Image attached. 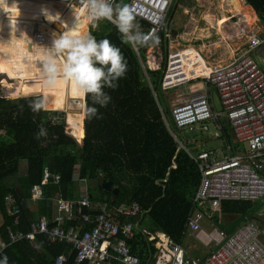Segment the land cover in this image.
Returning a JSON list of instances; mask_svg holds the SVG:
<instances>
[{"label":"trees","instance_id":"obj_1","mask_svg":"<svg viewBox=\"0 0 264 264\" xmlns=\"http://www.w3.org/2000/svg\"><path fill=\"white\" fill-rule=\"evenodd\" d=\"M128 2L116 0L115 6H127ZM244 2L253 7L264 25V0ZM176 8L177 5L171 7L169 19ZM45 10L53 16L59 14L57 23L67 16V6L58 1L6 0L5 3L0 0V17L32 20L52 28L54 21L43 23ZM135 21L146 33L149 27L146 21L137 17ZM90 23L87 18L79 34H87ZM90 34L98 41L107 39L118 47L127 60L128 71L117 82L118 87H105L104 91L111 97L106 107L94 105L91 96H87L88 107H96L102 118L89 120L85 116L82 126L68 124L73 136L78 141L84 140L83 145L67 134L64 113L48 110L34 113L29 107L31 101L44 97L47 108L63 109L68 103L70 83L59 80L54 87H49L44 80L27 79L21 93L41 92L43 97H0V215L3 219L0 242L6 243L0 259L6 255L8 264H54L61 255L68 257L65 264H90L88 261L78 263V251L72 244L65 241L52 243L47 233L38 234L33 241L10 242L8 228L28 233L32 224L43 217L49 221L50 227L80 230L82 234L91 231L94 224L86 223L80 214L61 225L54 222L60 196L70 200L88 196L93 202H108L113 206L138 202L142 217L122 216L121 220L122 223L134 224L135 235L128 244L145 264L155 262L159 250L156 241H149V237L144 235L145 228L150 234L165 233L182 245L189 236V218L197 209L194 198L203 178L196 157L202 150L208 149L191 152L189 142L181 136L185 132L177 128L173 110L165 107L162 97L164 68L144 69V52L141 51L138 56L135 49L122 42L115 24L108 20L97 21ZM214 91L212 88L209 92L211 96ZM20 105H23L22 112ZM225 122L220 120L223 130L227 129ZM41 127L47 130V136L37 139ZM172 132L185 142L188 153L182 150ZM190 141L197 146L195 138L191 137ZM22 163L27 165L24 174L21 173ZM46 169L50 172V179L42 186V197L30 202L33 188L42 183ZM54 174L60 175L57 183ZM104 178L113 180L120 188L119 193L106 191L103 188ZM85 180L89 185L88 192L84 193L80 183ZM8 193L16 196L20 205L21 224L17 227H12L6 212L5 196ZM34 205L37 210H34ZM251 207L252 201H222L223 215L246 216ZM83 209V214H97L91 206H84ZM217 224L221 228V223Z\"/></svg>","mask_w":264,"mask_h":264},{"label":"built area","instance_id":"obj_2","mask_svg":"<svg viewBox=\"0 0 264 264\" xmlns=\"http://www.w3.org/2000/svg\"><path fill=\"white\" fill-rule=\"evenodd\" d=\"M58 1L86 13L82 0ZM174 1L129 0L127 7L135 17L145 20L149 25L146 33L156 30L160 42L164 44L168 40L169 12ZM110 2L115 6L116 0ZM163 33L164 37H162ZM34 34L37 36L35 46L38 49L47 47L57 38L41 30H37ZM254 38L264 42L261 37H251L248 40L250 48L252 50L262 48L264 43L256 47L252 46ZM151 46L153 45H146L135 51L140 56L141 51L145 54ZM145 59L147 64L151 60H156L154 55H151L149 62L148 57L145 56ZM199 65L198 59L190 58L187 50L176 51L168 56V69L162 81L163 92L189 85L200 79L206 84V87L194 90L188 100L173 109L178 130L182 133L188 130L191 133L197 131L208 134L209 125H212L217 131L214 140H220L223 130L220 120L224 118L231 127L235 142L246 146V150H242L236 156H225L209 150H202L198 154L196 159L199 160L203 178L194 198L197 209L190 220V229L202 243L218 247L206 257L203 264H264V244L260 237L262 231L255 224L248 222L233 235L228 236L217 228L208 231L202 226L205 219L204 206L207 203L212 218L218 219L223 200L264 199V69L250 55H242L222 67H207L200 76L195 70ZM146 67L149 68L146 65L143 68ZM211 88L215 89L219 96L221 112L215 111L210 102L208 89ZM172 134L182 150L188 153L185 142H182L175 133ZM75 140L80 145L84 142V140ZM189 155L194 158L193 154L189 153ZM49 179L50 172L46 169L42 183L33 188L30 202L42 197V186L47 184ZM54 179L57 183L60 181V175L54 174ZM84 206H91L97 214L95 216L83 214ZM5 207L12 227L19 226L21 209L17 197L12 193L5 196ZM57 211L54 222L60 225L79 217L80 214L86 223H92L94 227L91 231L82 234L80 230L67 231L60 226L50 227L49 221L43 217L32 224V230L28 233L15 232L12 228H8L10 242L17 243L24 239L33 241L38 234L47 233L52 243L65 241L72 244L78 251L76 255L78 263L88 261L90 264H145L132 252L128 244L135 235L134 224L122 223L121 220L122 216L142 217L143 212L138 202L113 206L108 202H93L88 196L80 200L64 199L60 196L57 199ZM5 247L6 243L0 242V255ZM157 247L160 253L155 256V262L149 261L147 264H188L185 249L171 238H163L157 242ZM66 262L68 257L61 255L55 259L54 264Z\"/></svg>","mask_w":264,"mask_h":264},{"label":"rangeland","instance_id":"obj_3","mask_svg":"<svg viewBox=\"0 0 264 264\" xmlns=\"http://www.w3.org/2000/svg\"><path fill=\"white\" fill-rule=\"evenodd\" d=\"M238 2H240L238 6L239 9L234 0H175L173 5H177V8L173 14V17L170 19L167 37L168 40L167 42L164 40L166 46L163 48L164 44L160 42L158 45L149 47L145 51V56L148 57V62L151 59V55H154L156 60H151L149 64H147L145 59L143 61L144 65L149 66L150 69L154 70L158 68H164L166 73L168 69V56L176 51L187 50V54L190 56V58L198 59L200 65L195 68L196 74L198 76L204 74V72L207 70V67H212L214 64H229L242 55H250L254 57L264 68V46L260 49L252 50L248 45V40L251 37H261L264 40V25L261 18L258 14H256L257 12H255L251 5H248L246 2H244V0H238ZM66 13L67 16L64 19L58 21V23L57 21H54V23L51 24L52 28L49 26L48 29L45 28L46 32H49L51 35L53 34L54 38H56V36L62 35L66 31L65 28L69 24V21L74 17L75 14L80 12L78 9L73 7L69 8L68 12L66 11ZM246 13H249L250 16L255 18L251 21V23L248 19H244V15H246ZM44 21L45 23L49 24V20L46 17H44ZM84 21L85 18H83L81 30L84 25ZM96 23L97 21H92V23H90L87 29V34H90L92 27ZM60 24H62V26ZM81 30L77 32V34H79ZM27 33L29 35H34V32ZM48 46H52V44ZM165 51H168L169 54L167 55V52ZM0 65L2 64L0 63ZM19 75H21L23 79H26V75ZM13 80L14 79L8 78L7 73H5L3 70H0V96L7 99H18L24 96L43 97L41 92L27 95L21 93L16 95L17 88L15 83H19V81ZM5 81L10 84V88L2 84L5 83ZM61 81L64 80L61 79ZM203 85H205V82L200 79L189 85L186 84L182 87L163 92L162 97L164 99L165 107L173 110L176 105L183 104L186 100H188L190 95L194 93V90H197ZM85 107H88L87 96H81L78 93L75 84L73 83L68 96V103L65 104L63 109L54 110L46 107L45 110L63 112L67 120V134L73 136L68 124H72L75 127L82 126L83 119L85 117ZM222 120L225 121V119ZM189 134L190 133L187 130L181 136L189 142V150L191 152H197L196 146H194L192 141L189 140L191 138L188 136ZM191 134H193V138H195L200 144L198 148L199 151L201 149L216 150L219 148L217 141L212 139L214 134V129L212 127H210V133L208 134L204 132L199 133L197 131ZM74 139L76 138L74 137ZM21 165V173L24 174L26 172L27 165L26 163H22ZM84 185L85 181H82L80 183V187H83ZM253 209L257 212L264 211V200L258 199L254 201ZM210 222L213 224V226L210 225ZM218 222V219L213 218L209 221L207 219L203 225L205 226V229L211 231L214 227H219L217 224ZM2 223L3 219L0 215V224ZM146 225L147 223L144 222L143 226L146 227ZM262 226L264 228L263 224Z\"/></svg>","mask_w":264,"mask_h":264},{"label":"clouds","instance_id":"obj_4","mask_svg":"<svg viewBox=\"0 0 264 264\" xmlns=\"http://www.w3.org/2000/svg\"><path fill=\"white\" fill-rule=\"evenodd\" d=\"M6 3V0H4ZM83 9L87 12L90 21L108 20L115 24L121 34L122 42L129 44L133 49L146 45H158L160 38L156 30L144 33L136 23L133 13L127 6L115 7L110 0H82ZM49 21L60 19L59 14L53 16L45 10ZM79 14H77L78 18ZM264 43L253 39L252 46ZM42 75L46 86L54 87L63 79L75 84L81 96H91L92 103L106 107L111 97L104 91L105 87L115 89L118 81L125 77L128 63L120 49L107 39L97 40L91 34H77L75 28L65 31L53 40L50 48L42 47ZM29 107L34 113L45 110L47 100L37 98L30 102ZM23 111V105L19 106ZM85 116L91 120L102 118L96 107H85ZM47 136L43 127L37 133V139ZM0 264H8L5 255Z\"/></svg>","mask_w":264,"mask_h":264},{"label":"bare ground","instance_id":"obj_5","mask_svg":"<svg viewBox=\"0 0 264 264\" xmlns=\"http://www.w3.org/2000/svg\"><path fill=\"white\" fill-rule=\"evenodd\" d=\"M234 2L238 7L240 2H238V0H234ZM64 4L67 6V10H66L67 12L69 8H73V6L69 7L66 3ZM78 11L80 12V10ZM77 14H79L78 18H77ZM77 14H75L74 17L69 21V24L65 28L66 31L72 28H75L77 32L81 30L83 18H85V20L88 18L87 12L86 13L80 12ZM244 19L246 20L248 19L251 23V21L255 18L250 16L249 13H246V15H244ZM31 21L32 20L17 21V20H11L8 18L0 17V63L2 64L0 65V70H3L5 73H7L9 79H14L15 81H19V83L18 82L15 83L17 88L16 95L21 94V90L24 87L25 81L27 79H36L39 81L44 80V77L42 75V71H43L42 56L44 54L43 50L38 49L35 46V44H37L36 43L37 36L34 33H33L34 35L32 34L29 35L27 32H34L35 24L38 25V29L41 31H46L45 28L48 29V25L31 23ZM47 47L50 46L47 45ZM220 66L222 67L225 65H214L211 68L220 67ZM19 74L26 75L25 76L26 79H23V77H21V75ZM68 83H70L71 86H73V83L71 82ZM2 84L10 88V84L7 81H5V83Z\"/></svg>","mask_w":264,"mask_h":264},{"label":"crops","instance_id":"obj_6","mask_svg":"<svg viewBox=\"0 0 264 264\" xmlns=\"http://www.w3.org/2000/svg\"><path fill=\"white\" fill-rule=\"evenodd\" d=\"M44 1H58V0H44ZM58 2H60V1H58ZM44 17H46V15L42 16L43 23H44ZM17 21H20V20H17ZM31 23H36V21H31ZM169 23H170V21H169ZM35 26H36V24H35ZM35 26H34V30H35ZM34 32H36V30ZM173 39H175V38H173ZM165 46H166V43H164L163 48H165ZM165 52H167V55L169 54L168 51H165ZM214 65H217V64H214ZM214 65H212V66H214ZM219 65H223V64H219ZM224 65H227V64H224ZM203 87H206V84L204 86H200V88H198L197 90L202 89ZM211 89H208V93L211 92ZM209 95H210V93H209ZM211 99H212V96H211ZM222 119H224V118H222ZM225 123H226L227 129L222 130L220 140H214V135L217 133V131L213 128L212 125H209V127H212L214 129V134L212 136V139L214 141H217V143L219 144V148L216 150H213V151L219 152L225 156L239 155L242 152V150H246V146H241L235 142L233 132H232L231 128L229 127L230 125L227 122H225ZM188 136L193 137V134L190 133ZM196 145H197L196 149L198 150L200 144L198 143ZM88 185H89L88 181L85 180V185L82 187V190L84 191V193H85V191L88 192ZM226 200L252 201L251 212L249 214H247L246 216H244V215L243 216H241V215H229V214L223 215L222 205H221V209L219 210V214H218V219H219L218 223H221V228L217 227V229L224 232L228 236L229 234L231 235V233L234 234L237 230L242 228V226L244 224L251 222V223L255 224L262 231V234L260 235V237H261V241H262V239L264 241V228L262 226V224L264 225V217H263L264 211L257 212L253 209V202L258 200V199H256V200L226 199ZM262 200H264V199H262ZM34 210H37V207L35 205H34ZM204 212H205L204 222L207 219H208V221L210 219H213L212 218L213 215H212V212H211V209H210L208 203L204 206ZM195 213H196V211H195ZM195 213L189 218V230H188L189 236L187 237L185 244L184 245L181 244V245L183 246V248L185 249V251L187 253L188 264H203V261L206 259V257L214 249H217L218 247L214 246V245L207 246L206 244L199 241L195 237V235L192 234L191 229H190V220L192 217H194ZM210 225L213 226V224L211 222H210ZM203 227L205 228L204 225H203ZM214 228H216V227H214ZM144 235L149 237L148 238L149 241H156V245H157V242L161 241L163 238L169 237L167 234L162 233V232H158L156 234H150L149 231L147 230V228L144 229ZM263 241H262V243H263ZM159 253H160V250H158V252L156 253V256L159 255ZM156 260H157V258H156Z\"/></svg>","mask_w":264,"mask_h":264},{"label":"water","instance_id":"obj_7","mask_svg":"<svg viewBox=\"0 0 264 264\" xmlns=\"http://www.w3.org/2000/svg\"><path fill=\"white\" fill-rule=\"evenodd\" d=\"M35 30L36 31L38 30L37 24L35 26ZM212 104H213L214 109L217 112H221L222 111V105H221L219 96H218L217 92H215V91L212 94ZM103 188L106 191H114L116 194L119 193V190H120L119 186H115V182L113 180H109L107 178L103 179Z\"/></svg>","mask_w":264,"mask_h":264},{"label":"flooded vegetation","instance_id":"obj_8","mask_svg":"<svg viewBox=\"0 0 264 264\" xmlns=\"http://www.w3.org/2000/svg\"><path fill=\"white\" fill-rule=\"evenodd\" d=\"M63 113V112H62Z\"/></svg>","mask_w":264,"mask_h":264}]
</instances>
